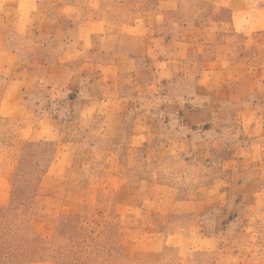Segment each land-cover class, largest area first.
<instances>
[{"label":"rangeland","instance_id":"rangeland-1","mask_svg":"<svg viewBox=\"0 0 264 264\" xmlns=\"http://www.w3.org/2000/svg\"><path fill=\"white\" fill-rule=\"evenodd\" d=\"M0 264H264V0H0Z\"/></svg>","mask_w":264,"mask_h":264},{"label":"crops","instance_id":"crops-1","mask_svg":"<svg viewBox=\"0 0 264 264\" xmlns=\"http://www.w3.org/2000/svg\"><path fill=\"white\" fill-rule=\"evenodd\" d=\"M55 5V4H54ZM21 35V34H20ZM23 35V34H22ZM113 68H115V65H110L109 67H108V69H113ZM6 83L4 84V91H8L10 88H11V86L13 85V83L14 82H16V80L13 78V77H10V78H6ZM23 85L24 84H22V82L20 83V84H15V89L16 90H19V89H21L22 87H23ZM27 87V90L28 89H30L29 88V86H26ZM29 91V90H28ZM2 109H3V107H1V111H2Z\"/></svg>","mask_w":264,"mask_h":264}]
</instances>
